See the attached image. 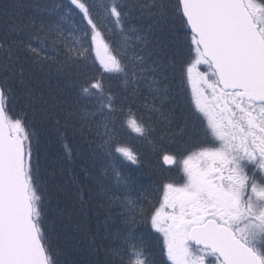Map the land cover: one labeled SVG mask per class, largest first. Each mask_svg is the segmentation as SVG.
<instances>
[{"label": "snow or ice", "instance_id": "snow-or-ice-1", "mask_svg": "<svg viewBox=\"0 0 264 264\" xmlns=\"http://www.w3.org/2000/svg\"><path fill=\"white\" fill-rule=\"evenodd\" d=\"M69 5L33 3L0 35V264H71L52 244L65 217L79 264H264V0ZM75 15L88 40L65 28ZM177 80L187 111L167 107ZM37 124L79 137V172L41 169ZM129 130L172 146L154 199L116 166L140 164Z\"/></svg>", "mask_w": 264, "mask_h": 264}, {"label": "trees", "instance_id": "trees-1", "mask_svg": "<svg viewBox=\"0 0 264 264\" xmlns=\"http://www.w3.org/2000/svg\"><path fill=\"white\" fill-rule=\"evenodd\" d=\"M107 0H95V3L99 5L105 3ZM33 3H39L42 6H54L60 5L61 12L66 11L69 5V0H0V35L9 31L10 26L18 23L22 17H27L28 15H37L35 10L29 7ZM23 5V6H22ZM136 16H139V13L136 12ZM40 17H38L39 19ZM45 20L49 19L47 13L43 14ZM54 18V17H53ZM147 19H136L133 18L131 23L139 26L141 23L147 24ZM65 28L69 31H73L74 38L81 40H88V37H85L83 32L79 30V27L82 26V21L80 20L79 15H75L73 18H70L68 23H66ZM109 27H111L109 25ZM106 35L110 43L116 42V37L111 33ZM12 37L15 36L14 33L11 34ZM93 60L95 57L92 53ZM158 59L163 60L164 57H158ZM98 67V64L96 65ZM118 82H113V86ZM190 89L188 90L187 96L184 92V86L180 85L179 80L177 84L173 86V98L168 103L167 107L169 109L175 108L177 111L182 107L187 111L189 104L188 100L190 98ZM39 138L40 144L39 148L36 150V156L40 163L42 170L51 171L53 168L59 169L60 167H68L75 169L77 172L80 171V154L83 149V144L80 141L71 129H68L64 132L63 138L58 135L52 128H43L40 125H36L33 129ZM124 140L127 145L138 154V159L140 160L139 165H131L128 161L120 158V161L117 163V168H120L121 165L124 166L126 173L136 181V188L143 191L145 194L149 195L151 198H155L158 195L157 189L160 187V184L164 177L168 176L171 173L170 166H167L163 163L162 154L165 151H171L172 146H169L167 143H164L162 147L158 146L156 150H153V147L143 141L135 133L126 131L124 134ZM71 157V162L66 160V156ZM109 175L111 176V171L109 170ZM135 196V192L132 193ZM69 211L79 210V205L75 203H70L68 206ZM105 212L103 209L99 208L96 205H93L91 209L87 212L86 221L88 227L91 231H96V229H103L105 222ZM110 225V231L112 233L117 232L122 228V224L119 219H113L108 222ZM75 237V239H73ZM80 239V234L76 232L74 221L71 226H68L67 217H65V226H58L56 228L55 234L52 237V244L54 248L65 249L69 251L68 260L71 264H79V261L83 259L81 255V249L78 245Z\"/></svg>", "mask_w": 264, "mask_h": 264}, {"label": "rangeland", "instance_id": "rangeland-1", "mask_svg": "<svg viewBox=\"0 0 264 264\" xmlns=\"http://www.w3.org/2000/svg\"><path fill=\"white\" fill-rule=\"evenodd\" d=\"M93 55H94V57H95V53L93 52Z\"/></svg>", "mask_w": 264, "mask_h": 264}]
</instances>
